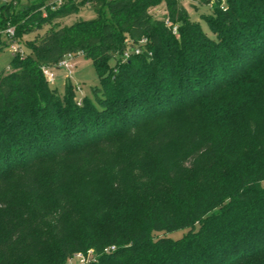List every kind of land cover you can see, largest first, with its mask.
Returning a JSON list of instances; mask_svg holds the SVG:
<instances>
[{"label": "trees", "instance_id": "obj_1", "mask_svg": "<svg viewBox=\"0 0 264 264\" xmlns=\"http://www.w3.org/2000/svg\"><path fill=\"white\" fill-rule=\"evenodd\" d=\"M19 2L0 29H49L0 71V264H264V0H214L213 35L183 0ZM69 53L80 100L43 72Z\"/></svg>", "mask_w": 264, "mask_h": 264}, {"label": "rangeland", "instance_id": "obj_2", "mask_svg": "<svg viewBox=\"0 0 264 264\" xmlns=\"http://www.w3.org/2000/svg\"><path fill=\"white\" fill-rule=\"evenodd\" d=\"M6 1L7 0H0V5H2ZM55 1H57V0H20L18 6L19 7H27L29 5L36 4L39 2H44L45 5H50V4L54 3ZM213 1L214 0H212L210 2V5H208L205 0H183V3L185 4V6L188 8V10L191 13L192 19L201 21L204 30L207 33H209L210 35H213V34H212L208 24L202 19L201 13L208 11L210 9ZM152 11H153L154 16H156V17H162L164 15V13L167 12L165 6L154 7V8H152ZM94 17H96L95 11L92 10L91 8L85 6L79 12L73 13V14L65 17L63 23L71 24V23H74L80 19L88 20V19H92ZM48 29H49V26L46 25L43 28H40L34 32L27 34L24 37V39H23L24 41L22 43L24 53L29 54V52H31L29 50L27 44H26V40L34 39L36 37V35H39V34L40 35L45 34ZM14 55H15L14 52L12 51V49L9 46L0 51V71L4 70V69L5 70L9 69L10 61L13 59ZM74 60H75L76 65H75L72 73H70V74L66 73L65 74L64 70H61V71L56 70V75H55L56 77H55L54 82L51 83V85L53 87H57L59 92H64L66 77L68 76V74L71 75V80L75 84V91L77 94V98L80 100L85 95H92L93 88L99 84V77H98L97 71L95 69L94 63L90 58H86L83 55H78L74 58ZM176 233H178V232H176ZM94 258H95V256L93 255V258H91L90 260H92ZM88 262L85 261L84 263H82V260L80 259V257L78 259V257L76 258L75 256L72 259L73 264H86Z\"/></svg>", "mask_w": 264, "mask_h": 264}, {"label": "built area", "instance_id": "obj_3", "mask_svg": "<svg viewBox=\"0 0 264 264\" xmlns=\"http://www.w3.org/2000/svg\"><path fill=\"white\" fill-rule=\"evenodd\" d=\"M67 0H57L54 3H52L51 5H53V7L61 5L62 3L66 2ZM152 10V9H151ZM167 12H165L164 14H166ZM167 23L170 24V21L167 19ZM173 31L176 33L177 32V25L173 26ZM0 35H5L8 39H9V47L12 49V51L14 53H19L21 55H24V49L22 47V44L18 41V39L16 38V26L12 25V24H8L6 27H4L3 29H0ZM136 53L140 52V48H136L135 49ZM129 52H125V56H128ZM76 56L69 53L68 55H66L61 61H59V63L57 65H53V66H44L43 67V72L45 74V76L47 77V79L51 82L54 81L55 79V71L57 68H63L66 70L67 73H72L76 63H75V58ZM68 74V75H69ZM112 248H114V246H112ZM94 255V251L93 249H89L86 253L84 252H77L74 254V256L78 259L80 257V259L82 260V263H84L85 261L88 262L91 258H93ZM72 256L66 264H73L72 263Z\"/></svg>", "mask_w": 264, "mask_h": 264}, {"label": "crops", "instance_id": "obj_4", "mask_svg": "<svg viewBox=\"0 0 264 264\" xmlns=\"http://www.w3.org/2000/svg\"><path fill=\"white\" fill-rule=\"evenodd\" d=\"M160 6H165V5H164V4H162V5H160ZM59 70L61 71L62 69H60V68H57V71H59Z\"/></svg>", "mask_w": 264, "mask_h": 264}]
</instances>
